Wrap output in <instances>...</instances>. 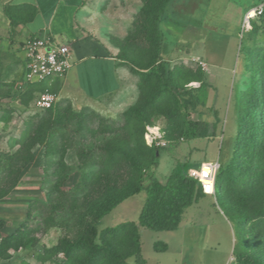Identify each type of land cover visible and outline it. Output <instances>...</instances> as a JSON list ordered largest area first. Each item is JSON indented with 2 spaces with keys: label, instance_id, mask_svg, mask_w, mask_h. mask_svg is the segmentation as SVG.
Here are the masks:
<instances>
[{
  "label": "rangeland",
  "instance_id": "374dc122",
  "mask_svg": "<svg viewBox=\"0 0 264 264\" xmlns=\"http://www.w3.org/2000/svg\"><path fill=\"white\" fill-rule=\"evenodd\" d=\"M184 2L178 3L181 10H171L169 19L173 22L164 20L161 29L170 44L167 58L175 70H188V76L197 69L205 71L209 85L205 105L187 116L182 112L175 117L178 111L170 107L164 108L166 111L161 109L152 116L150 124L128 119L125 112L141 100L139 76L123 84L122 92L80 108L70 101L58 100L59 118L64 125L58 123L48 130L47 142L53 147L35 144L34 161L22 172L16 188L0 199V220L5 222L0 233L10 235L29 219L39 241L12 252L9 260L0 259V264H65L62 255L50 256L45 250L55 246L65 233L79 236L88 224L93 225L96 241L101 244L106 231L137 222L146 194L132 191L139 180H148L153 171L164 181L176 164L186 159L196 163L197 169L207 161L224 164L231 159L240 130L239 120L245 117L247 106L239 91L247 90L250 72L261 57L264 59V19L256 18L250 26L244 23L246 11L256 8L259 0H210L208 5L200 2L198 8L194 0ZM7 5V0H0V158L24 151L34 137V125L48 118L46 109L38 106L39 92L31 101L17 98V84L23 82L26 42L31 34L24 24L11 26L5 12ZM88 6L89 28L101 34L100 41L114 44L118 56L126 61L133 56L145 59L150 52L145 37L148 33L136 32L133 27L143 12L142 0H88ZM46 17L29 25L38 29L32 31L36 36L46 35L39 30ZM127 35L137 42V49H125ZM58 40L70 43L68 39ZM122 65L130 70L128 64ZM199 85L191 81L186 86ZM194 121L206 124L207 136L193 134L192 138H186ZM43 131L44 128L39 134ZM151 133H155L156 140H150ZM161 147L166 149L158 153L159 164L154 169L146 163L155 149ZM80 153L84 155L82 161ZM127 155L137 157L145 165L133 168L126 160ZM62 156L67 169L59 170L64 177L59 186L53 173ZM109 172L112 175L107 177ZM108 182L112 183V194H116L115 204L109 210H99L97 202L108 192ZM60 202L63 212L51 221L52 205ZM253 223L238 230L237 222L230 221L215 197L205 196L187 209L179 229L160 232L140 229L142 255L147 264H234L238 235L250 248H259V241L264 243V218ZM242 249L246 252L248 247L244 245ZM110 264H135V258L116 255Z\"/></svg>",
  "mask_w": 264,
  "mask_h": 264
},
{
  "label": "trees",
  "instance_id": "16d2710c",
  "mask_svg": "<svg viewBox=\"0 0 264 264\" xmlns=\"http://www.w3.org/2000/svg\"><path fill=\"white\" fill-rule=\"evenodd\" d=\"M142 1L144 2L143 12L136 19L133 27L136 32L140 31L144 35L146 34L144 31L148 33L145 37L147 38L146 41L149 42L150 52L145 55L144 60L139 57L135 58V56L127 61L125 57L119 58L122 63L128 64L130 72L135 76H139L140 79L138 83L141 92L140 103L130 107L125 112V116L128 119L136 118L144 125L150 124L152 116L161 109L166 111L164 108L176 109L178 112H175V117L177 113L182 114L183 112L187 116L191 111H196L200 105H205L206 89L209 85L205 81V71L202 69H197L193 75L188 76L190 71L181 68L175 70L172 61L167 58L171 52L170 44L165 39L161 24L164 20L171 21L169 19L171 10H178L180 4L186 3L185 0ZM194 1L198 8L200 2L209 4L210 0ZM263 3L264 0H259V3L254 7ZM250 9H253V7ZM5 12L12 27L18 24L27 25L39 14L37 7L31 4H9L5 7ZM257 18L264 19V11ZM254 20L251 21V24ZM177 25L180 24L177 22ZM34 37H36V34L31 35L28 41ZM124 42L126 43L125 49L135 50L138 48L137 42L131 36L127 35ZM22 62L24 73L23 82L20 81V84H17L16 94L18 100L28 98L31 101V99L34 100L36 92H39L40 95L46 91L53 92L48 87L47 82H27V61L25 57ZM250 74V84L247 90L243 93L239 91L244 96L247 104L245 106L247 108H245V117L239 120L240 130L235 139L231 159L224 164L219 162L220 167L216 175V192L213 196L227 217L230 218V221L237 222L238 230L240 226L245 227L250 222L253 223L264 218V59L262 57ZM191 81L199 82V87L188 88L186 85ZM59 104L61 103L57 101L51 108L45 110L48 118L34 125V137L26 145L24 151L0 158V184H2L0 185V199L8 196L16 188L20 175L34 161L35 156L32 153V148L35 144H46L48 149L53 147V144L50 145L47 142L49 138L48 130L58 123L64 125L59 118L61 108ZM215 114L217 115L216 111ZM190 126L192 127L191 132H185L187 139L192 138L193 134H197L198 137L207 136L208 129L203 121L191 122ZM214 126L216 127L217 124ZM42 128L45 131L42 132L43 134H39ZM142 133L143 130L140 132L141 136ZM147 149L150 150V148ZM165 149V147L155 149L151 160L146 164L155 169L160 159L158 153H162ZM83 156V154H79L81 161ZM126 160L135 169L145 165L143 161L134 156L127 155ZM57 164L59 168L55 169L53 174L58 177V183L61 186L64 177L59 173V170L67 169L64 156ZM191 169H197L196 163L186 159L183 162H178L164 181L159 180L154 171L148 180H139L132 192H144L146 199L138 221L106 231L101 244L96 241L93 225L88 224L85 231L77 237L70 236L67 233L63 234L58 243L51 248H47L45 253L50 256L62 255L67 261L65 264H77L78 262L81 264H110L116 255H122L126 258L133 257L135 258V264H147L142 255L140 229L158 232L175 231L180 228L187 209L198 203L200 199L208 196L203 193L201 184L189 176ZM110 174L111 172L108 173L107 177L112 175ZM111 184V182L107 183L108 192L105 191L100 200L96 201L99 210H109L110 205L115 204L113 202L116 200V194H112ZM56 191L60 194L62 192L59 188ZM72 202V208L74 209V198H72ZM63 208L62 202L52 205L50 220L54 221V216L63 212ZM28 220L23 222L10 235L0 233V259L9 260L12 258V252L33 246L39 241L36 229ZM4 225L5 222L0 220V231ZM253 226H255V223H253ZM237 243V250L234 252L236 257L234 264H264V256L262 255L264 243L259 241L260 249L250 248L246 244L247 241L239 235L237 236ZM244 245L248 247L246 252L242 251ZM79 256L83 257L79 258Z\"/></svg>",
  "mask_w": 264,
  "mask_h": 264
},
{
  "label": "crops",
  "instance_id": "0c3cea01",
  "mask_svg": "<svg viewBox=\"0 0 264 264\" xmlns=\"http://www.w3.org/2000/svg\"><path fill=\"white\" fill-rule=\"evenodd\" d=\"M7 3L37 7L39 14L25 26L29 34L35 35L32 31L38 30L29 25L47 15L39 30L56 39H68L73 45L72 68L63 78L47 82L59 100L70 101L80 108L122 92L123 84L137 78L122 65L114 44L100 41L101 34L90 30L88 0H7Z\"/></svg>",
  "mask_w": 264,
  "mask_h": 264
},
{
  "label": "built area",
  "instance_id": "2783aa9c",
  "mask_svg": "<svg viewBox=\"0 0 264 264\" xmlns=\"http://www.w3.org/2000/svg\"><path fill=\"white\" fill-rule=\"evenodd\" d=\"M263 11L264 3L254 9H250L244 15V23L250 26L251 21L261 16ZM73 57L74 47L71 43H63L49 35L36 36L30 39L25 47V58L27 61L26 81L29 83H41L63 78L74 64ZM58 100L56 93L46 91L40 95L37 103L40 108L49 109ZM149 137H151V141L157 138L155 133ZM204 167L209 169V176L207 178L203 176ZM219 167V161L205 162L201 165L200 169H191L189 176L201 184L204 194L205 180L212 181L213 191L208 196H215L216 175Z\"/></svg>",
  "mask_w": 264,
  "mask_h": 264
},
{
  "label": "clouds",
  "instance_id": "9594fccd",
  "mask_svg": "<svg viewBox=\"0 0 264 264\" xmlns=\"http://www.w3.org/2000/svg\"><path fill=\"white\" fill-rule=\"evenodd\" d=\"M206 172H207V175H205ZM203 176L205 178H207L209 176V169L207 167H204ZM212 191H213L212 181L205 180V194L206 195L211 194Z\"/></svg>",
  "mask_w": 264,
  "mask_h": 264
},
{
  "label": "snow or ice",
  "instance_id": "6c2138e0",
  "mask_svg": "<svg viewBox=\"0 0 264 264\" xmlns=\"http://www.w3.org/2000/svg\"><path fill=\"white\" fill-rule=\"evenodd\" d=\"M205 175H207V172L205 173Z\"/></svg>",
  "mask_w": 264,
  "mask_h": 264
}]
</instances>
